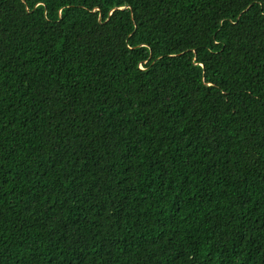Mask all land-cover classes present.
<instances>
[{
    "label": "trees",
    "instance_id": "obj_1",
    "mask_svg": "<svg viewBox=\"0 0 264 264\" xmlns=\"http://www.w3.org/2000/svg\"><path fill=\"white\" fill-rule=\"evenodd\" d=\"M0 264H264V0H0Z\"/></svg>",
    "mask_w": 264,
    "mask_h": 264
}]
</instances>
